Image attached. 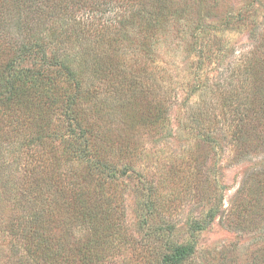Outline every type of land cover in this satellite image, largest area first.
Masks as SVG:
<instances>
[{"label":"rangeland","instance_id":"1","mask_svg":"<svg viewBox=\"0 0 264 264\" xmlns=\"http://www.w3.org/2000/svg\"><path fill=\"white\" fill-rule=\"evenodd\" d=\"M174 4L186 6L183 19L192 25H216L217 31L210 34L212 49L204 48L203 54L197 47L185 51L175 21L158 41L148 39L151 44L143 46L148 53L132 42L134 37L119 44L118 55L128 63L122 76L132 70L138 83L132 78L120 83L113 73L98 89V130L118 172L106 178L102 202L112 208L106 215L114 228L104 230L106 221L95 217L107 242L94 246L92 264H264V0ZM232 14L243 18L221 30L223 17ZM111 53L117 54L112 48ZM31 66L45 82L68 85L40 53L27 57L22 67ZM157 68L168 81L167 95L154 86L146 89L145 82L153 84ZM145 70L153 74L149 79ZM155 94L172 99L162 129L155 122ZM240 105L244 116L237 133ZM60 118L54 113L63 132ZM10 149L18 155L17 145ZM23 149L36 162L40 159L37 148ZM153 186L158 187L154 212L146 203ZM82 231H75L81 239ZM185 247L191 252L175 262Z\"/></svg>","mask_w":264,"mask_h":264},{"label":"trees","instance_id":"2","mask_svg":"<svg viewBox=\"0 0 264 264\" xmlns=\"http://www.w3.org/2000/svg\"><path fill=\"white\" fill-rule=\"evenodd\" d=\"M174 2L0 0V264H92L94 246L107 242L104 230L114 226L106 214L111 215L112 208L106 209L102 202L107 180L118 171L107 157L108 142L98 130L102 125L98 89L113 73L120 83L131 78L138 83L132 70L131 75L122 76L128 63L118 55L119 44L134 37L138 43L132 42L148 53L143 49L151 44L148 39L158 41L173 21L181 27L185 51L196 47L201 54L211 51L210 34L217 31L216 25H192L187 17L183 19L186 6L175 7ZM238 15L223 17L219 28L227 30ZM35 52L62 72L67 86L45 82L33 66L22 67ZM145 73L148 79L153 75ZM159 74L157 68L153 84L145 82L146 89L154 86L167 95L168 81ZM169 98L154 96L160 129L173 105ZM240 108L237 133L244 116ZM54 113L61 116L63 132L55 124ZM200 116L194 119L202 125ZM16 145L17 156L10 149ZM24 146L37 148L40 159L36 162L34 155H25ZM124 155L121 151L120 156ZM157 189L153 186L146 201L153 212ZM98 216L106 221L104 230L95 220ZM76 230H83L82 239ZM190 252L185 247L174 261Z\"/></svg>","mask_w":264,"mask_h":264}]
</instances>
